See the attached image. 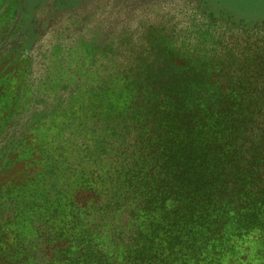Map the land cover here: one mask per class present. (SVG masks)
Instances as JSON below:
<instances>
[{
    "label": "trees",
    "instance_id": "16d2710c",
    "mask_svg": "<svg viewBox=\"0 0 264 264\" xmlns=\"http://www.w3.org/2000/svg\"><path fill=\"white\" fill-rule=\"evenodd\" d=\"M197 20L68 88L42 168L0 184V264H264V23Z\"/></svg>",
    "mask_w": 264,
    "mask_h": 264
},
{
    "label": "rangeland",
    "instance_id": "374dc122",
    "mask_svg": "<svg viewBox=\"0 0 264 264\" xmlns=\"http://www.w3.org/2000/svg\"><path fill=\"white\" fill-rule=\"evenodd\" d=\"M204 15L258 26L264 0H0V184L42 168L36 136L48 144L62 129L73 83L91 86L100 62H161L163 50L175 54L191 20ZM14 127L25 134L10 139ZM24 146L31 161L7 166L3 158Z\"/></svg>",
    "mask_w": 264,
    "mask_h": 264
}]
</instances>
